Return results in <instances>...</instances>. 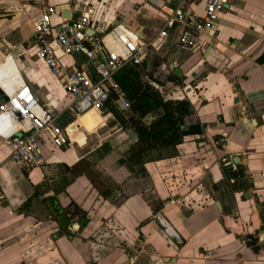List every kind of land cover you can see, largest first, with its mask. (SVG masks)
I'll return each instance as SVG.
<instances>
[{"label":"crops","instance_id":"1","mask_svg":"<svg viewBox=\"0 0 264 264\" xmlns=\"http://www.w3.org/2000/svg\"><path fill=\"white\" fill-rule=\"evenodd\" d=\"M203 7L182 0H0V94L28 86L70 137L63 148L47 142L45 164L26 171L10 160L5 139L14 130L0 116V264H264V0H228L214 36L200 38L202 52L179 44V22L159 37L171 15L201 16ZM50 8L54 28L87 14L93 27L107 29L109 50L121 49L111 39L118 33L146 45V71L159 61L155 74L169 80L167 98H186L193 111L170 158L130 169L123 162L137 141L124 100L125 108L110 103V112L76 114L72 97L36 56L33 23ZM57 56L71 70L86 62ZM142 80L158 90L163 84L145 72ZM81 161L94 183L72 171ZM61 214L69 225L58 230Z\"/></svg>","mask_w":264,"mask_h":264},{"label":"built area","instance_id":"2","mask_svg":"<svg viewBox=\"0 0 264 264\" xmlns=\"http://www.w3.org/2000/svg\"><path fill=\"white\" fill-rule=\"evenodd\" d=\"M183 3H203V14L183 16L180 12L171 15L159 37L165 39L167 30L175 22L184 26L179 44L192 51H204L200 38L207 34L214 36L213 30L218 15L228 0H182ZM50 8L33 23V33L37 45L36 56L50 72L57 77L62 89L72 97V108L76 114L90 110L105 113L108 103L118 108L123 95L112 83L113 75L125 67L141 64L146 45L138 40L126 38L115 33L111 39L121 45V49L109 50L104 37L109 33L103 27H93L91 17L82 14L54 28ZM114 32V31H113ZM8 53V49L5 50ZM57 52L64 56H82L85 64L77 69L61 65ZM115 94L114 99L111 95ZM113 100V101H112ZM9 118L13 134L5 139L10 152V160L20 169L30 171L45 164L43 148L50 142L56 148H63L70 142L69 133L60 130L54 116L49 113L30 88L22 85L10 95L0 94V116ZM177 242L181 243L179 238Z\"/></svg>","mask_w":264,"mask_h":264},{"label":"trees","instance_id":"3","mask_svg":"<svg viewBox=\"0 0 264 264\" xmlns=\"http://www.w3.org/2000/svg\"><path fill=\"white\" fill-rule=\"evenodd\" d=\"M148 56L146 53L145 60L140 65L125 67L112 77V83L120 89L123 100L133 115L130 128L137 136L136 143L129 148L128 156L123 161L129 169L133 166L170 158L171 151H175L176 146L182 142L186 118L193 113L186 98L165 99L160 90L142 80V74L145 72L154 82L162 84L158 75L155 74L159 61H153L149 71H146ZM110 106L111 104L108 103L106 107L109 112L113 110ZM152 114L156 115V118L150 123H145V118ZM116 116L119 121H124L119 114ZM88 167L85 162L81 161L72 168V171L75 174L85 172L94 183L95 179ZM75 211L80 212L77 208ZM81 215L85 222L87 219L84 213ZM70 217L73 218L74 214L72 213Z\"/></svg>","mask_w":264,"mask_h":264},{"label":"water","instance_id":"4","mask_svg":"<svg viewBox=\"0 0 264 264\" xmlns=\"http://www.w3.org/2000/svg\"><path fill=\"white\" fill-rule=\"evenodd\" d=\"M62 15H63V17L65 19H69V17H70V14H69V11L68 10L63 11ZM72 19H75V16H73ZM175 74L177 76H179L181 73L177 69L175 71ZM99 150L101 151L102 154H106L110 150V148H109V145L108 144H103V145L100 146ZM64 169H65V167H64ZM208 182L210 184H212L210 178H208ZM213 191H217V188L216 187H213ZM48 206H49V208H50V210H51V212H52L53 215H57L58 214L57 210L53 207V205L51 203L48 202ZM260 218H261V223H262L261 230L263 232L264 231V217H263V214L262 213L260 214ZM58 224H59V227H60L58 230L65 229L69 225V219L67 218V216L65 214H61L60 215V217L58 219ZM260 239L261 240L264 239V234H262L260 236ZM252 246H253L252 247L253 252L257 253V251L259 250L260 247L257 246L256 243H252Z\"/></svg>","mask_w":264,"mask_h":264},{"label":"rangeland","instance_id":"5","mask_svg":"<svg viewBox=\"0 0 264 264\" xmlns=\"http://www.w3.org/2000/svg\"><path fill=\"white\" fill-rule=\"evenodd\" d=\"M158 77H160V79L163 80V84H162V86L160 87L161 95H163L165 99H166L167 97H169V96H173L172 93H170V89L165 90V88H166V83H167L169 80H168V79H164L163 74H162V75L159 74ZM97 126H98V125H97ZM97 133H99V131H98Z\"/></svg>","mask_w":264,"mask_h":264},{"label":"bare ground","instance_id":"6","mask_svg":"<svg viewBox=\"0 0 264 264\" xmlns=\"http://www.w3.org/2000/svg\"><path fill=\"white\" fill-rule=\"evenodd\" d=\"M94 112H97L95 110H90V111H87L86 113H83L82 115H80L81 117H85V116H88L90 115L91 113H94Z\"/></svg>","mask_w":264,"mask_h":264}]
</instances>
